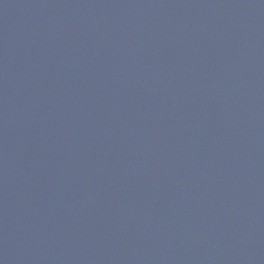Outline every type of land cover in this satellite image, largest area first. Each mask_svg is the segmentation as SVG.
I'll return each mask as SVG.
<instances>
[{"label": "water", "instance_id": "water-1", "mask_svg": "<svg viewBox=\"0 0 264 264\" xmlns=\"http://www.w3.org/2000/svg\"><path fill=\"white\" fill-rule=\"evenodd\" d=\"M0 264H264V0H0Z\"/></svg>", "mask_w": 264, "mask_h": 264}]
</instances>
